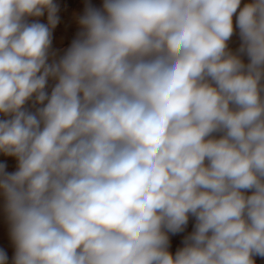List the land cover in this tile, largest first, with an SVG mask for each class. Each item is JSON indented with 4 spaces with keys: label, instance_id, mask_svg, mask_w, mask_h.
I'll return each instance as SVG.
<instances>
[{
    "label": "clouds",
    "instance_id": "1",
    "mask_svg": "<svg viewBox=\"0 0 264 264\" xmlns=\"http://www.w3.org/2000/svg\"><path fill=\"white\" fill-rule=\"evenodd\" d=\"M241 5L103 0L55 59L54 0H0V153L17 161L12 172L0 163L12 264L264 258V0ZM45 12L47 24L29 22ZM190 217L173 254L169 234Z\"/></svg>",
    "mask_w": 264,
    "mask_h": 264
},
{
    "label": "rangeland",
    "instance_id": "2",
    "mask_svg": "<svg viewBox=\"0 0 264 264\" xmlns=\"http://www.w3.org/2000/svg\"><path fill=\"white\" fill-rule=\"evenodd\" d=\"M75 1L76 0H66V3L65 4H62V7L61 6L60 7L58 6L59 7V11L58 12H59V15H60V16H58L59 17V22L56 25V27L54 28L55 31H53L54 29L52 30V45H51V52L57 54V55H55L56 57H54L55 59H59V56H61L59 54H62L63 55L65 53V51L70 47L72 41L77 38V34L81 31V27H80V25L78 23V20L84 14V12H85L84 10L86 9V7L89 6V5H91V6L95 7V8H102V5H103V0H98L99 2L97 0L96 1L95 0H81V2L79 0H77L76 1L77 4L75 3ZM73 6H76V7H74L75 9H73ZM65 17H67V18H65ZM29 22H40V23H43V24H47V13L45 12V14L42 17H39V18L31 17V18H29ZM63 26H64V28H63ZM74 27H76V28H74ZM59 29H61V30H59ZM57 32H59V34ZM60 34H63V35H60ZM231 41L232 40H230L228 42V44ZM54 83H55L54 81L49 80V84H48L49 85L48 86V91L49 92L51 91V87L54 85ZM2 118H4V117L2 116V114H0V119H2ZM1 161H3V162H1ZM0 163L6 164L7 165V171H9V172H12V171H15L16 170L17 162H16V159L14 157H7V156H4L2 153H0ZM10 163H12V164H10ZM3 205H4L3 197H2V195H0V217H1L0 218V220H1L0 221V238H1L0 239V244L2 242L1 246L4 247V248H2L0 246V250H3V251L6 250L5 252L7 253L8 260H9V258H11V260L8 261V264H12V259H13V256H14L15 249H14V245H13V243L11 241L10 235L8 234L9 233V224H7L8 221H7V218H6V214L4 212ZM7 229H8V231H7ZM185 233L186 232H180V233H177L175 235L169 234L170 235V247H169V251L170 252H172L173 254H175V252L179 248L183 247V241H184V239L186 237L185 236L186 235ZM7 234H8V236H7ZM10 254H12V256ZM261 264H264V263H261Z\"/></svg>",
    "mask_w": 264,
    "mask_h": 264
},
{
    "label": "crops",
    "instance_id": "3",
    "mask_svg": "<svg viewBox=\"0 0 264 264\" xmlns=\"http://www.w3.org/2000/svg\"><path fill=\"white\" fill-rule=\"evenodd\" d=\"M249 2H250V0H242L243 4L249 3ZM243 4L241 6H243ZM234 20H235V17H234ZM234 23H235V21H234ZM230 40H232V41L228 44V47L233 52H236L240 46V43H241L239 35H238V30L236 33H234V35L232 36V38ZM243 59H244L245 63H247V57L245 56V57H243ZM194 220H195L194 217L189 218V222L183 231V232H186L185 236H188L190 234V232H192L194 230V224H195ZM255 260H256V264L264 263V258L256 257Z\"/></svg>",
    "mask_w": 264,
    "mask_h": 264
},
{
    "label": "bare ground",
    "instance_id": "4",
    "mask_svg": "<svg viewBox=\"0 0 264 264\" xmlns=\"http://www.w3.org/2000/svg\"><path fill=\"white\" fill-rule=\"evenodd\" d=\"M77 1V0H76ZM76 1H75V3H76ZM80 2H81V0H79ZM78 1V2H79ZM96 1V0H95ZM94 1V2H95ZM98 1V0H97ZM99 2V1H98ZM54 3H56L59 7L61 6L62 7V4H65L66 3V0H54ZM72 3V2H71ZM92 3V2H91ZM77 4V3H76ZM80 4V3H79ZM97 4V3H96ZM243 4V3H242ZM70 6V5H69ZM74 7H76V6H73V9H75ZM84 10V9H83ZM85 11V10H84ZM73 12V11H72ZM75 12V11H74ZM81 12V11H80ZM71 13V12H70ZM68 14V13H67ZM57 15L58 16H60L59 15V12L57 13ZM74 15V14H73ZM81 15V14H80ZM80 17V16H79ZM65 18H67V17H65ZM72 18V17H71ZM70 18V19H71ZM78 19V18H77ZM74 20V19H73ZM235 21V20H234ZM62 22V21H61ZM70 25V24H69ZM65 26V25H64ZM64 26H63V28H64ZM62 27V26H61ZM73 27V26H72ZM60 28V27H59ZM66 28V27H65ZM74 28H76V27H74ZM71 29V28H70ZM59 30H61V29H59ZM68 30V29H67ZM53 31H55V29L53 30ZM58 31V30H57ZM61 32V31H60ZM68 32V31H67ZM71 32V31H70ZM69 32V33H70ZM58 34H59V32H57ZM56 34V33H55ZM60 35H63V34H60ZM66 36V35H65ZM62 37V36H61ZM64 38V37H63ZM67 42V41H66ZM64 44V43H63ZM66 44V43H65ZM59 45V44H58ZM62 45V44H61ZM60 46V45H59ZM64 46V45H63ZM61 47V46H60ZM68 48V47H67ZM63 49V48H62ZM65 49V48H64ZM60 51V50H59ZM62 53V52H61ZM59 54V53H58ZM55 55H57V54H55ZM59 55H61L62 56V54H59ZM58 55V56H59ZM56 57V56H55ZM60 57V56H59ZM49 86V85H48ZM51 87V86H50ZM30 106V105H29ZM12 160V159H11ZM1 162H3V161H1ZM17 162V161H16ZM13 163V162H12ZM12 163H10V164H12ZM9 165V164H8ZM10 166V165H9ZM17 167V166H16ZM1 218V217H0ZM1 221V220H0ZM8 224V223H7ZM7 231H8V229H7ZM8 233V232H7ZM2 234V233H1ZM9 234V233H8ZM8 234H7V236H8ZM2 237V236H1ZM1 239V238H0ZM3 240V239H2ZM7 241V240H6ZM1 244H2V242H1ZM1 244H0V246H1ZM5 244V243H4ZM5 246V245H4ZM2 247V246H1ZM2 248H4V247H2ZM6 251V250H5ZM9 253V252H8ZM11 256H12V254H10ZM11 260V258H9V260L8 261H10ZM11 263V262H10Z\"/></svg>",
    "mask_w": 264,
    "mask_h": 264
}]
</instances>
